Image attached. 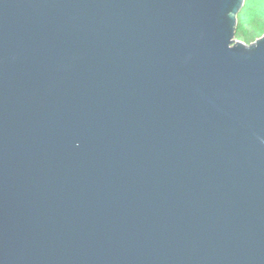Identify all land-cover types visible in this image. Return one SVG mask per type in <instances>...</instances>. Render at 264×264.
Masks as SVG:
<instances>
[{
    "label": "water",
    "instance_id": "obj_1",
    "mask_svg": "<svg viewBox=\"0 0 264 264\" xmlns=\"http://www.w3.org/2000/svg\"><path fill=\"white\" fill-rule=\"evenodd\" d=\"M244 2L0 0V264H264Z\"/></svg>",
    "mask_w": 264,
    "mask_h": 264
},
{
    "label": "trees",
    "instance_id": "obj_2",
    "mask_svg": "<svg viewBox=\"0 0 264 264\" xmlns=\"http://www.w3.org/2000/svg\"><path fill=\"white\" fill-rule=\"evenodd\" d=\"M237 20V39L249 44L263 35L264 0H245Z\"/></svg>",
    "mask_w": 264,
    "mask_h": 264
},
{
    "label": "rangeland",
    "instance_id": "obj_3",
    "mask_svg": "<svg viewBox=\"0 0 264 264\" xmlns=\"http://www.w3.org/2000/svg\"><path fill=\"white\" fill-rule=\"evenodd\" d=\"M240 40V39H239Z\"/></svg>",
    "mask_w": 264,
    "mask_h": 264
}]
</instances>
